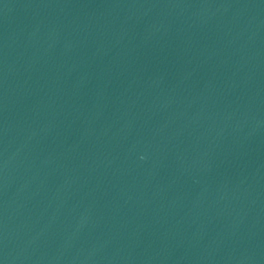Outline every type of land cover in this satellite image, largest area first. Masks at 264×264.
<instances>
[{"label": "water", "instance_id": "1", "mask_svg": "<svg viewBox=\"0 0 264 264\" xmlns=\"http://www.w3.org/2000/svg\"><path fill=\"white\" fill-rule=\"evenodd\" d=\"M0 264H264V0H0Z\"/></svg>", "mask_w": 264, "mask_h": 264}]
</instances>
